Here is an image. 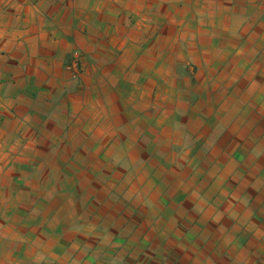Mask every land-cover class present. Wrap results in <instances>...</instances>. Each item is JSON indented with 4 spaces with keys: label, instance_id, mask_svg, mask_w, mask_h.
<instances>
[{
    "label": "crops",
    "instance_id": "crops-1",
    "mask_svg": "<svg viewBox=\"0 0 264 264\" xmlns=\"http://www.w3.org/2000/svg\"><path fill=\"white\" fill-rule=\"evenodd\" d=\"M141 260L264 264V0H0V264Z\"/></svg>",
    "mask_w": 264,
    "mask_h": 264
},
{
    "label": "rangeland",
    "instance_id": "rangeland-1",
    "mask_svg": "<svg viewBox=\"0 0 264 264\" xmlns=\"http://www.w3.org/2000/svg\"><path fill=\"white\" fill-rule=\"evenodd\" d=\"M105 201H106V204H108V203H109V201H111V198H110V199L106 198V199H105ZM95 215H96V214H95ZM107 215H108V214H106V217H107ZM126 216H127V214H126V215H124V217H126ZM106 217L104 218V220H105V221H107V218H106ZM92 219H93V221H95V220H96V218H94V217H92ZM90 220H91V218H90ZM91 221H92V220H91ZM93 221H92V222H93ZM94 223H95V222H94ZM173 252H174V249H173ZM98 263H99V264H103V263H101V262H98ZM139 263H141V264H142V263H143V260H141ZM153 263H154V262H153ZM110 264H115V262L111 261V263H110ZM154 264H156V263H154Z\"/></svg>",
    "mask_w": 264,
    "mask_h": 264
},
{
    "label": "built area",
    "instance_id": "built-area-1",
    "mask_svg": "<svg viewBox=\"0 0 264 264\" xmlns=\"http://www.w3.org/2000/svg\"><path fill=\"white\" fill-rule=\"evenodd\" d=\"M78 57H77V59L75 60V63H74V67H75L76 70H79V64H80V61H79Z\"/></svg>",
    "mask_w": 264,
    "mask_h": 264
}]
</instances>
